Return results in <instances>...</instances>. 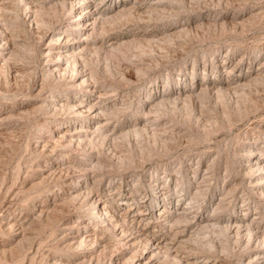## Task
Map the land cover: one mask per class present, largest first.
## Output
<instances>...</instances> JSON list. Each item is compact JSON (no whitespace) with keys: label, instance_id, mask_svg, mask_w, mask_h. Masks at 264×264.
Segmentation results:
<instances>
[{"label":"rangeland","instance_id":"374dc122","mask_svg":"<svg viewBox=\"0 0 264 264\" xmlns=\"http://www.w3.org/2000/svg\"><path fill=\"white\" fill-rule=\"evenodd\" d=\"M25 1L2 0L6 11L0 21V40L7 38L13 47L12 54H8V48L2 51L4 57L9 56L7 64L1 66L0 61V264L59 263L54 260L79 264L88 255L95 256L94 260L82 264L144 261L150 252H142L141 244L133 252L127 245L116 243L120 234L115 241L110 238L111 249L101 248L96 239L100 237V241L105 234L88 212V198L105 206L109 214H116L112 207L117 204L121 210H134L124 219L122 226L127 231L121 242L141 233L137 230L143 228V223L157 239L168 238L162 204L165 201L167 207L181 210L189 204L185 199L194 194L198 195L196 205L203 208L195 216L201 213L200 221L212 217L220 195H224L225 203L216 210L221 219L229 215L239 219L246 204L249 221L260 216L257 222L264 226L261 201L250 192V184L238 168L242 163L240 152H264V0H169L156 8L153 5L159 0H140L135 12L107 24L105 32L93 38L100 48L86 51L81 58L83 69L91 72L96 84L107 92L104 108L113 114L107 132L120 126L127 130L126 125L133 120L142 125L140 116L144 114L137 107L148 94L150 99L146 98L142 107L147 108L148 101L167 93L185 96L193 89L194 95L187 103L173 108L167 105L163 112L151 116L148 123L152 129L147 133L118 136L114 142L107 137L99 152L87 147L91 159H100L102 166L98 169L85 159L82 149L68 150L70 164L79 167L68 168L61 175L50 173L56 160L63 157L51 143L57 132L76 124L69 121V110L53 115L48 108L39 107L47 103L50 94L59 92L62 98L73 100L79 94L68 92V74H47L50 59L43 54L59 31L66 33L67 24L79 9L68 10L57 0H43L45 5L42 0L24 5ZM119 1L102 0L94 9L112 10ZM172 27L183 32L168 34ZM77 34L67 35L73 40ZM112 41L129 43L111 50ZM80 64L76 68L80 69ZM260 66L255 81L238 87V91L227 90L217 97L210 88L201 94L200 84L204 81L211 82L212 87L227 76L229 81L248 74L252 78ZM98 141L97 137L93 142ZM208 164L212 165L208 181L193 176L194 169L203 174ZM175 181L178 185L174 188ZM83 185L91 188L89 195L71 199L69 194L82 191ZM200 185L204 187L197 189ZM229 186L236 187L233 195L223 193ZM41 208L45 212L38 215ZM8 220L23 223V228L14 229L17 225L9 231L5 225ZM68 225L75 228L69 229ZM85 231L95 233L94 247L85 252L91 246L87 240L82 247L69 249L70 234L82 238ZM231 233L207 230L200 237L202 245L189 242L180 247L177 261L163 259L161 253L158 261L182 264L181 256H185L199 264H244L255 251L252 247L258 245L250 247L251 242L247 244L244 238L237 242ZM131 254L135 256L133 261L129 260ZM154 261L150 264L157 263Z\"/></svg>","mask_w":264,"mask_h":264},{"label":"bare ground","instance_id":"6f19581e","mask_svg":"<svg viewBox=\"0 0 264 264\" xmlns=\"http://www.w3.org/2000/svg\"><path fill=\"white\" fill-rule=\"evenodd\" d=\"M165 1L167 2L169 0H159L156 2L155 5H153V8H156L158 6H163V3H165ZM176 1L178 2L180 0H176ZM32 2L33 0H26L24 5L32 3ZM101 2L102 0H98L97 3H95L94 0H57V4H60L62 7H68V10H72L73 8H75V10L76 9H79V10H77L74 13L75 17L71 19L70 23L67 24L65 28L66 33L63 35V31H59L58 32L59 34L53 37L52 39L55 41L47 49L46 53L43 54L44 57H47L50 59L48 61L49 65L46 69V72L48 75H55L59 77H64L65 74H68L67 76H69L70 77L69 79H71V83L68 85L70 88L68 92H70L73 96L79 94V97L78 99L76 98V100L75 99L73 100L65 96V98L63 97L64 98L63 99L62 95H58L60 93L57 92L58 93L57 95H51V94L48 95L49 98L46 99L47 103H42V105H40L39 107L41 110L43 108H48L49 111H51L53 115L55 114L56 111H60L62 109L65 111L69 110L72 115L69 121H72L73 125L76 124L73 127L63 128L61 129V131L57 132L58 134H57L56 140L53 141V143H51L52 149L56 148V151L60 152L58 156H61V157L63 156L62 160L60 159L56 160L55 162L56 167L54 168L53 172H50L51 174L54 173V171H57V173L61 175L63 172L67 171L68 168L76 169L79 167V166L70 164L71 162L68 159L69 157L67 154L68 150H75V149H79V150L82 149L85 155V159L88 160V162L90 161L91 164H93L92 166L94 169L100 168L102 166L100 159L98 157L96 161L91 159L90 158L91 155L86 153L85 151L87 147H89V149L96 148L98 149V152H99L101 151V148L103 146L102 143L104 139L107 137L110 138L112 142H114L115 139H118L117 138L118 136L123 137L128 134H132V133L135 135H138L148 130L150 131V129L152 128L151 126H149L148 121L151 116H155L156 113L159 114L160 112H163L164 107L167 105H170L171 108H173L178 104L185 103L186 101H188V99L192 95H194L193 89H189L188 93L185 94V96L172 95V94L167 93V94L162 95L159 99L153 98V100L151 101L147 100L148 101L147 108L142 107L141 105L142 102L143 101L146 102V98L148 99L150 96L148 94L144 96V98L141 100V102H139L138 107H137L141 110L142 114H144L143 117L140 116L141 121L143 122L142 125H140L139 123L135 122V120H133L132 124L126 125L127 130L125 127L120 126V128L118 130H114V132H111V133L107 132L108 131L107 129L108 121L110 120V118H112V115H113L112 112H110V109L104 108L103 100L106 99L107 92H105L104 89L102 91V88H101L102 86L100 84L99 85L96 84V79L95 77H93L91 72H86V69H83L85 67H84V64H82L81 58L86 51L95 52L100 48L98 45H97L98 47L95 46L96 42L94 41L95 39L94 36L96 34H100V35L103 34V32H105L104 28L107 24H112V21H119V19L122 16L128 17L131 11L133 13L137 9H139L137 6V3H139L140 0H133V1L132 0H129V1L121 0L119 1V4H117L116 7L113 8L112 10L104 9L102 12H100L98 11V9H94V7L98 6V4ZM41 4L45 5V2L43 1L41 2ZM105 4L106 2H104L103 5ZM172 5H173V2H172ZM5 11H6V5L4 4V2H2V0H0V21L2 17L5 15ZM45 31H46V28H45ZM97 31H99V33H96ZM167 31H168L167 32L168 34L176 35V34L182 33L183 29L176 30L175 28L172 27L171 30H167ZM69 32L75 33V34L78 33V34L72 38L73 40H71L68 38L69 36L67 35ZM113 43H117V41H112L110 45L111 50L118 48L116 46H120L126 43L128 44L129 42L123 41V43L119 42L116 45H114ZM0 44H1L0 61H2V64H1L2 66V65L7 64L6 62H8L7 60L9 58V56L4 57V54L2 53V51H5L8 48L9 50L8 54H12L11 50L13 47L10 46V41L7 38H3L2 40H0ZM74 45H77V47H75ZM77 63L78 64L81 63L80 69L76 68L75 65ZM258 69H261V66L260 68H257L252 78H248L251 76L250 74H248L247 76L239 77L235 81H229V79H227V77L229 76H227L224 79H222L220 83H217L213 85L212 87L210 85L211 82L204 81L202 84H200L201 85L200 89L202 92L200 93L203 94L206 91H208V89L211 88L214 90L213 92H215V95L217 97H221V95L224 94L223 92H226L227 90H237L238 87L242 85H246L250 83L251 81H255L254 78L256 77V75H259L258 73H260ZM62 92L66 93V90L64 89ZM90 95H92L93 99H89ZM57 97H60V99ZM44 101H45V98H44ZM57 113L59 112H56V114ZM53 122H55V119ZM117 132H120V134L116 135ZM97 137L99 138V141L97 143L93 142ZM240 156H241L240 162L242 161V163H239L240 164L238 166V168H240L239 172L241 176L244 177L247 180V182H249L250 192H252L253 195H255L258 201H261V204H262L261 206H263L261 209H262V212L264 213V152L262 149H258L257 151L246 149L244 152H240L239 157ZM77 165H80V164L77 163ZM211 167L212 165L208 164L203 174H201V171L199 173L197 169H194L193 176H197V178L202 177L203 178L202 182L208 181L209 179L206 177H207V174L210 172L209 168ZM80 169H82V171H86L85 170L86 167H82ZM257 171L258 173L254 174ZM177 185H178V182L175 181L174 188L177 187ZM170 186H172V184ZM201 186L203 185H200L199 187H197V189H201L200 188ZM233 186H229L226 192H223V193H226V194L230 193L231 195H233L234 191L236 190V187H233ZM90 189H91L90 187L84 186L82 191L79 190L80 191L79 192L78 189L74 190L75 191L74 193L76 194L70 193L69 197L71 199H77L78 197H81V196L85 198L89 195ZM154 193H155V190H154ZM163 194H165V192L162 193V195ZM197 196H198L197 194H194L193 196H188V198L185 199L189 203L187 205L188 207L185 206L181 210L174 209L171 206L170 208L167 207L166 206L167 202L164 201L165 197L161 199L164 201V204H162V207H163V212H161L163 213L162 217L164 219V223L167 224L166 226L169 227V229H166L167 232L165 231L167 234H169V237L163 238L161 240L157 239L158 236H154V233L153 234L148 233L147 226H146L147 223H143V228L142 229L138 228L137 230V231L141 230V233H137L134 237H132L130 240L126 242H121L122 240L121 238L124 237L127 231V229L122 226L124 225V221H125L124 219L127 217L126 216L127 214L132 213L134 210L131 207H127L126 209L121 210L117 208L118 204L117 205L115 204L116 207H112V209L113 211H116V214H114V212L109 214L107 209L104 208L105 206L104 207L103 205L98 206L96 200H93L90 202L91 198L90 199L88 198L86 199V203L89 204L88 212L90 211L91 213L90 216H92L95 223L99 225V229L101 230V233L105 234L104 236H102V239L100 241H98L100 237L96 239L97 240L96 242H99L102 245L101 248L109 249L110 247L111 249L112 243L110 242H112V240L110 238H114L113 241L118 239L116 243H119L120 245H123V244L127 245V248L133 249V252L137 251L136 249L140 246V244H141L142 252L145 250H146L145 251L146 253L150 252L144 261H138L137 264H150L151 261H153L154 259H155L154 262H157L156 264H160L161 263L160 261L162 260L161 259L158 261V259H160L158 257L160 253L164 257L163 259L171 258L172 260L177 261V257L179 255L178 251L180 247H182L184 244H187L189 242H196L202 245L203 243L202 241L200 242V239H201L200 237L207 230H210L213 232L217 230L222 233L225 232L227 234L232 232L233 233V234L231 233L233 235L232 237L235 238L237 242L240 241L242 238H244L247 244L251 242L250 247L253 245H258L257 247H252V251L253 250L255 251L253 255L249 256V258L247 259V262H244V264H264V226L263 227L259 226V223L257 222L260 216H256L255 217L256 219H253V220L250 219L249 221V217L247 216L248 207L246 206V204H243V208L241 209V212L239 214V217L241 219L240 218L236 219L235 217L233 218L232 215H229V217L227 218L221 219V217L216 213V210L220 209L223 206L222 204L225 203L224 200H226V198L224 195L223 196L220 195L219 202L216 204V207L213 209L212 217L206 219V221L204 220L203 222L199 220L201 213L197 215V217L195 218L196 214H198L197 211H199V209L201 210L203 209L201 205L199 204L196 205V201L198 200L196 199ZM193 208H195V210H191ZM172 211L174 212L173 215L170 213ZM43 212H45V210L41 208L38 215H41V213ZM164 212L165 213L167 212V214H164ZM189 213H193V215L189 216L188 215ZM255 214L258 215L259 213L255 212ZM5 225L9 231L12 230V227L17 226V225L19 226L17 228L15 227L14 229L23 228L22 227L23 223L18 224L13 220L12 221L8 220L5 223ZM82 226H85V223L82 224ZM186 227L187 229L185 230ZM67 228L70 229V228H75V227L73 225H68ZM184 230H185V233H184ZM86 231L82 235V238L80 236H77L75 233L70 234L71 238L68 240L69 249L70 248L71 249L80 248L82 247L83 244L86 243L87 240H89V243L91 244V246H89L87 250L86 251L84 250V251L88 253L89 249L91 247H94L95 244L94 245L92 244L94 243V239L96 235L95 233L86 232ZM135 233H136V230H135ZM118 234H120V237L116 239ZM137 236L138 237L140 236L141 239L140 237L138 238ZM125 237H127V235ZM254 242H257V244H254ZM148 247L151 249H149ZM0 253H1V250H0ZM92 256L91 255H88V257L85 256L78 263L82 264V262L84 261H89L90 259H92ZM134 257L135 256L131 254V256H129V260L134 259ZM181 257L183 259V260H180L182 264H199L198 262L190 261L192 259H187V257L185 258V256H181ZM56 262H59L58 264H60L61 261L54 260V263Z\"/></svg>","mask_w":264,"mask_h":264}]
</instances>
